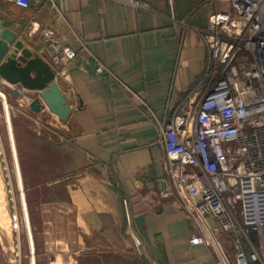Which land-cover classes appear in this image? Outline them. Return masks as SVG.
Instances as JSON below:
<instances>
[{"label": "crops", "instance_id": "0c3cea01", "mask_svg": "<svg viewBox=\"0 0 264 264\" xmlns=\"http://www.w3.org/2000/svg\"><path fill=\"white\" fill-rule=\"evenodd\" d=\"M147 1L151 9L124 0H58L38 12L9 4L25 12L17 24L12 13L1 15L24 34L29 13L78 52L63 82L74 108L64 131L68 171L46 188L39 183L43 192L28 205L41 230L63 239L52 262L214 264L207 246L191 244L197 226L188 212L159 194L160 124L210 63L199 32L209 13L185 24L196 0L177 8L174 0Z\"/></svg>", "mask_w": 264, "mask_h": 264}, {"label": "built area", "instance_id": "2783aa9c", "mask_svg": "<svg viewBox=\"0 0 264 264\" xmlns=\"http://www.w3.org/2000/svg\"><path fill=\"white\" fill-rule=\"evenodd\" d=\"M208 1V24L199 32L210 63L160 124L159 194L188 212L197 226L190 242L207 246L214 264H264V0ZM7 3L38 12L47 4L56 8L58 0H0V13ZM20 36L31 40L27 45L52 65L58 81L68 80L78 52L54 27L33 18Z\"/></svg>", "mask_w": 264, "mask_h": 264}, {"label": "rangeland", "instance_id": "374dc122", "mask_svg": "<svg viewBox=\"0 0 264 264\" xmlns=\"http://www.w3.org/2000/svg\"><path fill=\"white\" fill-rule=\"evenodd\" d=\"M205 4L211 7L208 0H196L184 17L185 24ZM6 7L0 14L8 18L12 13L14 24L24 17L23 10ZM27 17L31 22L32 15L28 13ZM27 44H31L28 38ZM34 94L24 91L15 99L0 89V264H64L62 256L56 262L51 260L63 248L62 237L53 230H41L36 224L38 213L28 208L36 203V194L43 192L34 189L39 183L46 188L50 177L68 171V148L64 143L67 124L50 118V111L34 113L27 104Z\"/></svg>", "mask_w": 264, "mask_h": 264}, {"label": "water", "instance_id": "95a60500", "mask_svg": "<svg viewBox=\"0 0 264 264\" xmlns=\"http://www.w3.org/2000/svg\"><path fill=\"white\" fill-rule=\"evenodd\" d=\"M62 84L52 65L0 15V88L15 99L22 96L21 88L35 91L37 95L30 104L34 113L48 107L62 122H68L74 110L73 96Z\"/></svg>", "mask_w": 264, "mask_h": 264}, {"label": "trees", "instance_id": "16d2710c", "mask_svg": "<svg viewBox=\"0 0 264 264\" xmlns=\"http://www.w3.org/2000/svg\"><path fill=\"white\" fill-rule=\"evenodd\" d=\"M144 2H146V3H148V4H150V5H152V6H154L153 4H151L150 2H148L147 0H143ZM188 1H190V0H174V2H177L178 4H177V6L179 5V4H181V3H184L185 5H186V3L188 2ZM9 4H11V3H7V4H4V5H1V8L2 7H4V6H7L8 7V5ZM206 6V4L203 6V7H200L199 8V10H197L198 11V13H196L195 15H193V16H191V18H190V20L191 21H193L194 22V18L196 17V16H198L199 14H201V13H203V12H210V10H211V8H209V7H205ZM6 7V8H7ZM186 9H187V6H186ZM186 12H188V11H186ZM1 15V14H0ZM185 16H188V14H186ZM185 16H183V17H185ZM190 16V15H189ZM182 17V18H183ZM208 17H209V14H208ZM200 26V25H199ZM207 26V25H206ZM206 26H200V27H202V28H204V27H206Z\"/></svg>", "mask_w": 264, "mask_h": 264}, {"label": "bare ground", "instance_id": "6f19581e", "mask_svg": "<svg viewBox=\"0 0 264 264\" xmlns=\"http://www.w3.org/2000/svg\"><path fill=\"white\" fill-rule=\"evenodd\" d=\"M1 89V88H0ZM9 116V115H8ZM9 119V118H8ZM10 120V119H9ZM10 124V123H9ZM11 125V124H10ZM11 127V126H10ZM26 207V206H25Z\"/></svg>", "mask_w": 264, "mask_h": 264}]
</instances>
